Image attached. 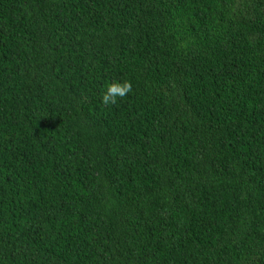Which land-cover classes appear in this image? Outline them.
<instances>
[{
    "label": "trees",
    "instance_id": "trees-1",
    "mask_svg": "<svg viewBox=\"0 0 264 264\" xmlns=\"http://www.w3.org/2000/svg\"><path fill=\"white\" fill-rule=\"evenodd\" d=\"M0 264H264V0H0Z\"/></svg>",
    "mask_w": 264,
    "mask_h": 264
},
{
    "label": "clouds",
    "instance_id": "clouds-1",
    "mask_svg": "<svg viewBox=\"0 0 264 264\" xmlns=\"http://www.w3.org/2000/svg\"><path fill=\"white\" fill-rule=\"evenodd\" d=\"M133 91L132 83L130 80L123 82L113 81L108 84L107 90L102 95L103 105H115L118 99H123Z\"/></svg>",
    "mask_w": 264,
    "mask_h": 264
}]
</instances>
